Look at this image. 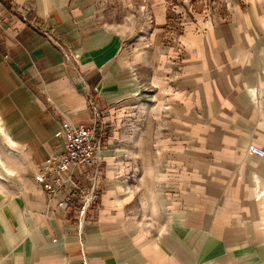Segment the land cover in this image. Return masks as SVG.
Listing matches in <instances>:
<instances>
[{
    "label": "crops",
    "instance_id": "1",
    "mask_svg": "<svg viewBox=\"0 0 264 264\" xmlns=\"http://www.w3.org/2000/svg\"><path fill=\"white\" fill-rule=\"evenodd\" d=\"M98 1H0V264H264V155L248 151H264V0H243L183 36L175 96L165 100V161L148 169L180 172L144 178L141 198L114 160L121 148L108 147L101 206L82 231L77 211L37 183L44 159L63 150L62 119L93 121L89 95L111 110L138 94L139 57L122 54L126 33Z\"/></svg>",
    "mask_w": 264,
    "mask_h": 264
},
{
    "label": "rangeland",
    "instance_id": "2",
    "mask_svg": "<svg viewBox=\"0 0 264 264\" xmlns=\"http://www.w3.org/2000/svg\"><path fill=\"white\" fill-rule=\"evenodd\" d=\"M157 1L134 8L122 7L117 0L98 1L103 17L113 18V22H118L117 26L126 33L122 54L131 60L139 57L136 71L139 91L135 101L111 110L104 109L98 103L100 118L107 133V146L121 148L119 158L114 157V160L141 198L145 194L144 184L149 183L147 180L144 182V178L158 179L161 172L170 178L175 172H180L148 169L151 167L150 161H165L164 154L160 152L161 146L165 145L161 142L164 143L167 136L170 140L172 118L170 106L165 104V100L175 96V76L182 70L183 36L188 26L224 15L243 0ZM160 10L166 17L163 24L160 23ZM162 81L168 83V92L162 91ZM1 123L0 118V130ZM5 141L6 138L0 136V188L6 183L8 174L2 168L6 162ZM205 156L201 154V157ZM183 173L186 175L187 171L183 170Z\"/></svg>",
    "mask_w": 264,
    "mask_h": 264
},
{
    "label": "built area",
    "instance_id": "3",
    "mask_svg": "<svg viewBox=\"0 0 264 264\" xmlns=\"http://www.w3.org/2000/svg\"><path fill=\"white\" fill-rule=\"evenodd\" d=\"M1 1V0H0ZM16 3V0H13ZM29 20V12H24ZM30 23L44 28L32 20ZM59 45L62 42L53 33L46 32ZM71 59L69 53L66 54ZM89 106L93 115L90 124H74L62 119L57 135L64 139L60 153L47 156L36 174V181L50 199H59V207L66 211H77L79 230L93 220L100 209V196L104 187L106 168L102 162L108 149L107 133L100 118V104L95 95H89ZM249 152L263 156L264 151L250 145ZM87 258L84 263L87 264Z\"/></svg>",
    "mask_w": 264,
    "mask_h": 264
},
{
    "label": "bare ground",
    "instance_id": "4",
    "mask_svg": "<svg viewBox=\"0 0 264 264\" xmlns=\"http://www.w3.org/2000/svg\"><path fill=\"white\" fill-rule=\"evenodd\" d=\"M11 168V167H10ZM15 173V172H14Z\"/></svg>",
    "mask_w": 264,
    "mask_h": 264
}]
</instances>
